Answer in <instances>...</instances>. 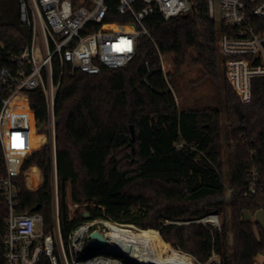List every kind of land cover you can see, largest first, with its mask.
<instances>
[{"label":"trees","instance_id":"obj_1","mask_svg":"<svg viewBox=\"0 0 264 264\" xmlns=\"http://www.w3.org/2000/svg\"><path fill=\"white\" fill-rule=\"evenodd\" d=\"M189 1L185 15L165 21L153 14L144 20L149 36L139 38L125 67L98 75L63 72L53 110L61 232L66 239L87 213L88 220L106 218L157 230L163 241L202 263L214 252L216 264H254L259 254L264 256V230L248 218L264 211V77L250 80L249 100L242 103L225 78L218 47L219 34L226 32L223 24L209 20L205 0ZM105 3L107 15L96 30L139 29L131 15L117 13V0ZM26 40L18 0H0V54H18ZM0 64L8 66L9 61L3 58ZM194 69L220 83L222 107L179 109L167 83ZM54 74L57 78L56 65ZM13 104L27 123L26 138L38 142L11 154L10 170L19 186L17 210L40 213L49 228L45 100L21 91ZM181 141L188 148L177 150ZM253 169L258 173L256 192L243 197ZM5 170L0 145V176ZM68 194L78 205L72 212ZM5 214L0 199V264ZM210 215L221 218L220 230L198 222Z\"/></svg>","mask_w":264,"mask_h":264},{"label":"built area","instance_id":"obj_2","mask_svg":"<svg viewBox=\"0 0 264 264\" xmlns=\"http://www.w3.org/2000/svg\"><path fill=\"white\" fill-rule=\"evenodd\" d=\"M205 1L209 20L222 23L226 30L219 34L218 47L227 77L233 87L234 79H240V87L245 80L249 93L250 80L264 77V0ZM190 9L189 0H117V13L131 15L139 29L116 32L96 30L107 15L105 0H18L19 22L27 29L26 44L18 54H0V60L9 61L8 66L0 64V145L6 166L5 174L0 176V199L6 205L3 264H146L153 261L151 250L141 243L144 230L106 218L87 219L63 238L53 110L65 69L71 75L78 72L98 75L103 69L125 67L135 55L139 38L149 36L143 25L149 15L157 14L167 21L187 14ZM167 84L173 95V87ZM21 91L41 94L47 108V136L43 137L51 155L49 228L40 213L17 210L19 186L10 170L8 139L12 141V150H18L25 134L26 122L13 104L14 96ZM185 148L188 147L182 141L176 144L177 150ZM257 183L258 173L253 169L248 190L242 196L251 197ZM76 207L69 206L70 212ZM208 218L214 220L206 221ZM198 222L210 224L217 230L221 228L218 215ZM92 232L99 233L107 244L89 246L93 242ZM171 248L179 256L188 257L191 264H210L215 257L213 252L209 260L202 263L178 247Z\"/></svg>","mask_w":264,"mask_h":264},{"label":"rangeland","instance_id":"obj_3","mask_svg":"<svg viewBox=\"0 0 264 264\" xmlns=\"http://www.w3.org/2000/svg\"><path fill=\"white\" fill-rule=\"evenodd\" d=\"M227 76L228 75L225 71L226 81L231 86L233 92L236 94V96L242 103H246L249 100V97L247 98V96H250V90L249 93H247L246 81L244 80L242 86L240 87L239 86L240 79L236 81L233 80L232 82V84L234 85L233 87ZM171 86L173 87L174 90L173 96L175 98L176 104L178 105L179 109H206V108L222 107L221 103L223 100V95H222L220 83L215 82L214 80L207 77L203 78L202 72L199 69H194L189 72L176 76L171 81ZM224 120H225V116L223 114L222 115L223 124H224ZM223 169H224L223 180L226 186V199H229L231 195V190L227 187L228 176L226 173V165H224ZM67 202H68V210H69V206L76 205L69 200V194L67 197ZM76 206L77 207L74 209L78 208V205ZM248 218L251 221H255L254 214L253 215L249 214ZM178 224L183 225L188 223L178 222ZM170 246L172 245L170 244ZM263 257L264 256L262 254H259L254 259V264H262ZM216 261H218V256L216 258L215 255L214 259L211 260L210 264H214V262L216 264Z\"/></svg>","mask_w":264,"mask_h":264},{"label":"bare ground","instance_id":"obj_4","mask_svg":"<svg viewBox=\"0 0 264 264\" xmlns=\"http://www.w3.org/2000/svg\"><path fill=\"white\" fill-rule=\"evenodd\" d=\"M238 79L239 78H236L234 80L236 81ZM18 115H20L23 118L21 114L18 113ZM26 129H27V123H26ZM26 129H25V134L21 139L22 143L18 148V150L22 147L33 148L38 144L37 141L29 140L26 138ZM11 139L13 140L15 138L12 137ZM8 146L10 148L11 154L18 151V150H14V151L12 150V141H9V139H8ZM213 220H214L213 218L206 219V221H213ZM141 243L146 245L151 250L154 257L151 263L148 262L146 264H191V260L188 257L179 256L176 252H174L170 244L163 241L157 230L154 229L144 230L141 233Z\"/></svg>","mask_w":264,"mask_h":264},{"label":"water","instance_id":"obj_5","mask_svg":"<svg viewBox=\"0 0 264 264\" xmlns=\"http://www.w3.org/2000/svg\"><path fill=\"white\" fill-rule=\"evenodd\" d=\"M130 132H131V136H132V140L134 139V131H133V127L130 126ZM38 208H36L35 210H37ZM84 218L87 220L88 219V214L85 213L84 214ZM254 219L255 221L263 228L264 230V211L263 210H258L255 214H254ZM90 238L93 239V242L89 243V246H104L107 244L106 240L97 232H92L90 234Z\"/></svg>","mask_w":264,"mask_h":264},{"label":"crops","instance_id":"obj_6","mask_svg":"<svg viewBox=\"0 0 264 264\" xmlns=\"http://www.w3.org/2000/svg\"><path fill=\"white\" fill-rule=\"evenodd\" d=\"M262 264H264V257H263V259H262Z\"/></svg>","mask_w":264,"mask_h":264}]
</instances>
